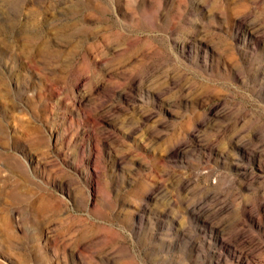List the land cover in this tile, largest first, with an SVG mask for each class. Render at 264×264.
<instances>
[{"label":"rangeland","instance_id":"1","mask_svg":"<svg viewBox=\"0 0 264 264\" xmlns=\"http://www.w3.org/2000/svg\"><path fill=\"white\" fill-rule=\"evenodd\" d=\"M0 188V264H264V0H0Z\"/></svg>","mask_w":264,"mask_h":264},{"label":"bare ground","instance_id":"2","mask_svg":"<svg viewBox=\"0 0 264 264\" xmlns=\"http://www.w3.org/2000/svg\"><path fill=\"white\" fill-rule=\"evenodd\" d=\"M0 191H1V188H0ZM9 193L13 197V189Z\"/></svg>","mask_w":264,"mask_h":264}]
</instances>
